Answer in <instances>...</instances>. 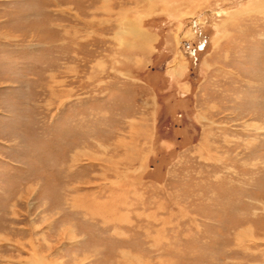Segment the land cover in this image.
<instances>
[{
    "label": "rangeland",
    "instance_id": "374dc122",
    "mask_svg": "<svg viewBox=\"0 0 264 264\" xmlns=\"http://www.w3.org/2000/svg\"><path fill=\"white\" fill-rule=\"evenodd\" d=\"M0 264H264V0H0Z\"/></svg>",
    "mask_w": 264,
    "mask_h": 264
}]
</instances>
